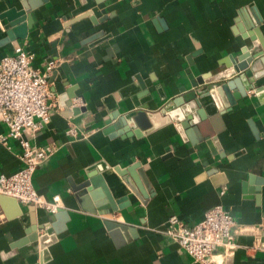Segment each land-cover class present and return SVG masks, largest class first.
Returning a JSON list of instances; mask_svg holds the SVG:
<instances>
[{
  "label": "crops",
  "instance_id": "0c3cea01",
  "mask_svg": "<svg viewBox=\"0 0 264 264\" xmlns=\"http://www.w3.org/2000/svg\"><path fill=\"white\" fill-rule=\"evenodd\" d=\"M0 1L23 8L22 0ZM41 1L23 39L3 42L0 20V59L22 45L47 73L51 118L26 136L54 146L33 182L47 199L60 195L61 207L50 213L0 194V264H201L164 230L174 215L194 226L217 204L250 230L236 236L234 250H218L214 263L264 264V79L253 83L242 74L246 95L223 112L205 94L238 78L229 64L258 44L246 21L259 26L255 17L261 18L264 35V0ZM51 60L55 67L47 72ZM241 88L229 87L226 100ZM190 91L207 117L194 126L174 120L176 109L162 112ZM142 102L152 126L136 136L132 116ZM197 108L192 99L177 109L187 116ZM115 110L125 124L107 122ZM207 121L219 130L214 142L199 127ZM71 126L76 135L68 133ZM6 132L0 121V134ZM8 141H0V173L7 175L24 166L19 143ZM87 179L106 201L104 184L118 210H84L73 185ZM61 213L67 218L56 234L52 225ZM107 220L123 227L110 229ZM35 230L56 236L46 250L39 241L22 242Z\"/></svg>",
  "mask_w": 264,
  "mask_h": 264
},
{
  "label": "built area",
  "instance_id": "2783aa9c",
  "mask_svg": "<svg viewBox=\"0 0 264 264\" xmlns=\"http://www.w3.org/2000/svg\"><path fill=\"white\" fill-rule=\"evenodd\" d=\"M34 57L22 45H16L13 54L0 59V121L7 126L6 134H0V141L8 145L10 138L16 140L24 162L17 172L0 173V194L56 213L61 207L60 195L47 199L33 182L35 171L53 154L54 146L34 145L26 136L35 134L51 118L50 83L47 73L32 65ZM55 64L54 60L49 61L47 72ZM75 103H82L81 98H75ZM68 133L76 135L77 129L71 126ZM249 230L248 226L237 224L233 214L222 204H217L194 226H189L177 215L170 217L164 232L178 241L196 262L215 264L216 252L221 248L225 253L234 250L236 236Z\"/></svg>",
  "mask_w": 264,
  "mask_h": 264
},
{
  "label": "water",
  "instance_id": "95a60500",
  "mask_svg": "<svg viewBox=\"0 0 264 264\" xmlns=\"http://www.w3.org/2000/svg\"><path fill=\"white\" fill-rule=\"evenodd\" d=\"M42 4L41 0H22V9H18L16 6L14 7H8L5 1H0V20L5 21L4 29L7 32V36L2 40L3 42L8 41H14L18 38H25L27 36L29 28L33 27V24L35 22L34 18L32 17V11L35 7ZM256 22L260 26L262 23V19L259 17H255ZM259 26H255L251 21H246V31H248V36L251 38L252 41L258 40L257 45L246 46L242 49V54L238 57H235L232 60V63L229 64V67H233V70L238 75V78H233L232 81L228 80L224 83L218 85L217 87L211 88L207 93L210 94L215 104L217 105L220 112L225 111L226 108H230L233 104H235L236 100L246 95V88L244 87V82L242 80V74L248 77V79L256 83L259 79H264V35ZM100 34H95L92 39H95L99 37ZM1 43V42H0ZM200 83H204V80H200ZM142 83V82H141ZM194 86H197L198 82L192 81ZM243 84V88H241V91L239 94L235 95V99L228 98V101L225 98V94L229 92V87H233L235 84ZM143 88H145L144 83H142ZM143 93L142 95H144ZM198 96L194 91H190L188 93L183 94L180 98L174 99V101L169 102L165 109L162 110L163 113L168 111L170 108L176 109L175 112H170L171 117L179 122H183L184 125L191 124L199 125L200 121H206L207 117L204 112V109L202 107L201 101L197 99ZM192 99L196 100V103L198 105L197 110H194L190 115L187 116L183 115L181 113V110L177 109L179 106L184 104L187 101H191ZM140 108L136 110L135 114L132 116L133 120L137 124V128L133 129V134L136 136H140L143 131L149 129L152 124L149 120V115L146 109H148V104L146 102H142L141 104L137 105ZM222 114V113H221ZM118 111H111V114L106 119L109 123L113 119H121L119 116ZM218 118V117H217ZM126 119V118H125ZM127 121V119H126ZM212 122L215 123V118L211 119ZM121 124H125V120L121 119ZM202 126L203 133L206 139H211L212 142L216 133L219 131L216 127L215 130L212 131V129L208 126V121L204 124H201L199 127ZM212 142H209L210 144ZM134 168H139V164H135L132 168L129 170L131 171ZM141 175L143 176L142 170H140ZM143 179L145 180L144 176ZM127 180V178H126ZM146 182V180H145ZM129 184L132 185L134 189H136L132 182L129 181ZM73 185V184H72ZM93 185V186H92ZM74 190L76 191V197L81 205V207L84 210L88 211H96V209L105 211L104 213H112L115 210H118L117 204L113 202V199L111 198L109 192L105 188V185L103 184L107 199L105 201V198H102V194L100 190H97V186L94 184V182L91 179L84 180L78 185H73ZM140 190L142 191L143 195H145V192L143 191V188L140 185ZM93 197L94 200H97L98 208H94L93 206V200L91 199ZM100 199H104V201H99ZM65 213L57 214L55 217L57 218L56 222L53 223V228L55 230V233H59L63 229V225L61 220L63 218H67V214H65V217H62ZM107 227L112 229L115 228L118 224L117 222H113L110 220L106 221ZM44 229L42 226L41 229ZM56 237L52 234L45 232V233H39L38 230L32 231L29 233V236L25 238L22 242H28V241H39L40 247L44 250L48 247L52 239Z\"/></svg>",
  "mask_w": 264,
  "mask_h": 264
}]
</instances>
